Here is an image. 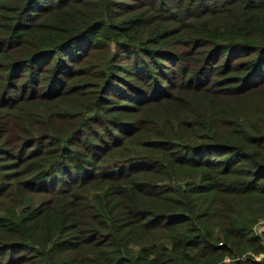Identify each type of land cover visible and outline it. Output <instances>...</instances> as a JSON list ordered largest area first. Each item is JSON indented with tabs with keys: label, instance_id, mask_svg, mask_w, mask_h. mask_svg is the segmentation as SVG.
I'll return each instance as SVG.
<instances>
[{
	"label": "trees",
	"instance_id": "trees-1",
	"mask_svg": "<svg viewBox=\"0 0 264 264\" xmlns=\"http://www.w3.org/2000/svg\"><path fill=\"white\" fill-rule=\"evenodd\" d=\"M262 222L264 0H0V264H257Z\"/></svg>",
	"mask_w": 264,
	"mask_h": 264
},
{
	"label": "clouds",
	"instance_id": "clouds-1",
	"mask_svg": "<svg viewBox=\"0 0 264 264\" xmlns=\"http://www.w3.org/2000/svg\"><path fill=\"white\" fill-rule=\"evenodd\" d=\"M253 260L257 262L261 261V260H264V254H260V255H253ZM244 259H247V257H244Z\"/></svg>",
	"mask_w": 264,
	"mask_h": 264
},
{
	"label": "rangeland",
	"instance_id": "rangeland-1",
	"mask_svg": "<svg viewBox=\"0 0 264 264\" xmlns=\"http://www.w3.org/2000/svg\"><path fill=\"white\" fill-rule=\"evenodd\" d=\"M259 228H264V222H262V224H258Z\"/></svg>",
	"mask_w": 264,
	"mask_h": 264
}]
</instances>
